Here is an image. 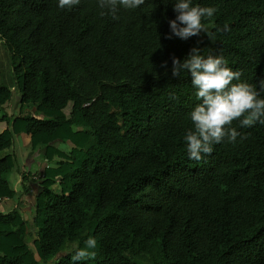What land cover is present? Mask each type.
Listing matches in <instances>:
<instances>
[{
  "label": "trees",
  "instance_id": "1",
  "mask_svg": "<svg viewBox=\"0 0 264 264\" xmlns=\"http://www.w3.org/2000/svg\"><path fill=\"white\" fill-rule=\"evenodd\" d=\"M174 3L145 0L113 19L97 0H0V67L11 72L0 79V204L15 202L0 212V264H73L89 236L96 258L78 264H264V125L234 122L246 139L189 159L199 101L190 74L172 75V58L198 47L258 86L264 0H193L217 9L204 21L214 41L167 39Z\"/></svg>",
  "mask_w": 264,
  "mask_h": 264
},
{
  "label": "clouds",
  "instance_id": "2",
  "mask_svg": "<svg viewBox=\"0 0 264 264\" xmlns=\"http://www.w3.org/2000/svg\"><path fill=\"white\" fill-rule=\"evenodd\" d=\"M80 2L58 0V7L71 10ZM144 3L145 0H97V8L100 17L111 15L117 19L116 14L121 8L136 9ZM173 11L177 15L168 22L171 35L167 39L175 36L187 41L204 33L210 41L215 40V35L208 30L204 21L214 17L216 8L193 4V0H175ZM221 30L229 29L225 25ZM161 66L167 68V62ZM182 73L190 74L199 101L189 113L191 126L183 137L189 159H204L206 155L212 154L214 145L225 140L235 143L238 137L246 139L233 127L234 122H238L240 128L264 125V97L261 95L264 93V79L259 81L258 86L243 82L240 80L241 73L233 71L223 55L204 56L198 47H193L183 61L172 58V75L180 77ZM59 147L64 150L63 145ZM97 247L96 238L89 236L84 241V247L79 248L71 257L73 264L95 259Z\"/></svg>",
  "mask_w": 264,
  "mask_h": 264
},
{
  "label": "rangeland",
  "instance_id": "3",
  "mask_svg": "<svg viewBox=\"0 0 264 264\" xmlns=\"http://www.w3.org/2000/svg\"><path fill=\"white\" fill-rule=\"evenodd\" d=\"M3 75H5V77L11 76V72H10V69L8 67V62H7L6 66L0 67V79L3 78ZM16 98H18V94H17ZM19 108H20V106L17 105L16 102H14L12 109H14L13 112L15 114L19 113V111H20ZM2 128H3V126L0 125V131L2 130ZM15 129H16V131H18V133H21V126L20 125L15 126ZM16 137H17V142H18L17 146L19 149V162L22 165H26V167H27V164L29 163V158L27 157L28 149H27V147H25L28 143L27 138L25 135H22V134H18ZM30 164H32V169H31L32 171H38L37 164H35V163L33 164L31 162H30ZM9 180H10V183L12 184V187L14 186L16 188V191L19 192L21 190V185L19 184L20 177H19V175L16 174V171L12 172ZM14 203H15L14 201L5 200V202L0 204V212L8 211L13 206ZM31 205H32V203H31ZM33 239L31 240V242L28 241L29 247L31 248L32 251H33V243H32ZM74 247H75V245H68V247L65 248V250L63 251L64 254H66L67 252L71 253L73 251ZM65 251H66V253H65ZM53 262H54V260H50L47 262V264H52Z\"/></svg>",
  "mask_w": 264,
  "mask_h": 264
},
{
  "label": "crops",
  "instance_id": "4",
  "mask_svg": "<svg viewBox=\"0 0 264 264\" xmlns=\"http://www.w3.org/2000/svg\"><path fill=\"white\" fill-rule=\"evenodd\" d=\"M27 141H28V140H27ZM27 144H28V143H27ZM26 146H27V145H26ZM26 146H25V147H26Z\"/></svg>",
  "mask_w": 264,
  "mask_h": 264
}]
</instances>
